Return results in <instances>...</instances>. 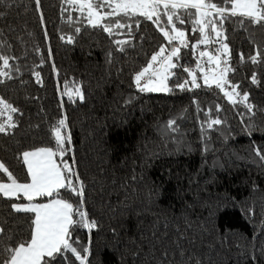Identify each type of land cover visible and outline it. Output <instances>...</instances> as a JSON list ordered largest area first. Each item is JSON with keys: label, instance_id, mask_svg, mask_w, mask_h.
Listing matches in <instances>:
<instances>
[{"label": "trees", "instance_id": "16d2710c", "mask_svg": "<svg viewBox=\"0 0 264 264\" xmlns=\"http://www.w3.org/2000/svg\"><path fill=\"white\" fill-rule=\"evenodd\" d=\"M213 2L230 9L231 0ZM180 14L185 24L177 27L190 47H181L172 91L141 92L135 75L161 46L171 48L152 21L113 17L132 27L109 36L65 0H41L39 11L35 0H0V55L11 66L10 78L0 77V98L18 109L16 127L0 133V162L29 181L22 153L54 148L52 130L66 118L64 161L83 182L82 207L97 224L72 231L74 246L90 249L89 264H264V161L254 151H264V55L250 60L264 53V27L238 17L221 25L234 69L228 79L248 95L249 112L239 98L233 105L215 85H204L199 71L201 87L176 86L191 81L180 65L214 67L200 62L193 46L201 35L191 31L192 17ZM117 39L127 43L117 46ZM65 85L79 86L84 99L69 100ZM212 119L222 123L209 128ZM170 120L176 131L166 129ZM0 182H7L2 173ZM61 192L74 205L80 200ZM13 202L28 203L0 198V245L30 239V219L15 213ZM53 264L79 261L68 254Z\"/></svg>", "mask_w": 264, "mask_h": 264}, {"label": "snow or ice", "instance_id": "6c2138e0", "mask_svg": "<svg viewBox=\"0 0 264 264\" xmlns=\"http://www.w3.org/2000/svg\"><path fill=\"white\" fill-rule=\"evenodd\" d=\"M65 3L82 14L86 12L88 25L92 28L100 27L109 36L117 35L118 30L132 27L131 24L112 19L113 17L131 18L138 15L156 24L171 48L169 50L161 46L157 53L151 56V62L135 75V85L141 92L172 91L168 86V80L176 75L173 70L178 67L181 47H188L187 33L177 27V23L185 24V19L180 14L183 11L187 16L192 17L191 31L193 33L198 31L201 35L194 49L199 48L201 44L208 45L214 41L219 42L220 47L215 50L218 55L208 51L199 52L200 57H207V64L214 66L211 72L202 67L199 62L195 70L180 65L182 70L191 77V81L184 80L176 86L181 90H185L189 84L197 88L201 87L197 82V71H199L202 73L204 85L208 87L215 85L231 104L236 105L239 98V102L244 103L249 112L253 111V105L246 103L248 95H241L237 91L238 85L231 84L228 79V73L234 69L229 66L228 60L221 59L230 52L227 43L222 42L226 37L221 25L230 17H238L241 23L247 21L264 27V0H231L230 9L213 0H65ZM35 4L39 11L41 0H35ZM165 16L166 21L162 25L161 20ZM40 19L41 21L44 19L42 12H40ZM104 21L108 22L102 23ZM75 31L80 32V28L77 27ZM61 39L64 38L61 37ZM67 42L73 43V37H67ZM125 43L127 42L124 40H115L117 46ZM120 51H124V48L120 47ZM262 55L264 53L257 51L250 57L251 62L257 63ZM241 59H243L242 55ZM0 61L3 63V68H0V77L10 78L8 71L11 67L10 58L0 55ZM222 64L223 67H221ZM36 77L37 82H41L39 73H36ZM253 82H256L255 78ZM229 88L231 91L228 90ZM64 94L69 100H73L74 96L80 100L84 99L79 86L73 90L71 86L65 85ZM17 111V108L0 98V117L5 112L8 113L7 123L0 122V133L16 127L12 113ZM221 123L219 119H212L208 127ZM175 124V120H170L166 129L176 131ZM67 127L66 118L60 119L54 126L52 130L55 140L54 148L41 147L22 153L21 158L27 166L30 181L20 182L13 172L0 162V173L4 174L7 180V182H0V198L10 201L26 200L28 203L13 202L10 207L15 213L26 214L25 218L30 219L31 229L30 239L18 241L11 246L7 243L0 245V253L4 254L0 264H53L58 257L66 260L68 254L79 261V264H89L90 249L87 247L78 249L74 246L72 231L77 227L91 231L97 227V224L83 210L85 188L83 182L79 180L74 167L64 161V156L68 152L65 145L71 142V134L62 131ZM253 130L255 126L250 125L249 133ZM254 151L256 156L264 161V151L261 149H254ZM73 178L78 183L74 182ZM61 190L79 197L80 200L74 205L69 199L64 198ZM40 197L48 198V202L37 203ZM27 214L31 216L28 217ZM5 231V228L0 226V236H3ZM8 239L11 240L12 237Z\"/></svg>", "mask_w": 264, "mask_h": 264}, {"label": "built area", "instance_id": "2783aa9c", "mask_svg": "<svg viewBox=\"0 0 264 264\" xmlns=\"http://www.w3.org/2000/svg\"><path fill=\"white\" fill-rule=\"evenodd\" d=\"M190 47V45H189V43H188V47H186V48H189ZM220 47V43H215V42H212V43H210V44H208V45H203V44H201L200 46H199V48H195L194 49V46H193V50L196 52V53H199L200 51H208V52H210V53H212V54H214V55H217L218 53H216V49L217 48H219ZM201 59H200V62L202 63V64H206V62H207V57H200ZM221 59L222 60H227V55L225 54V56H223V57H221ZM211 65V64H210ZM222 66H223V64H222ZM7 116H8V113L7 112H5L4 113V115L2 116L3 117V121H1V122H3V123H7ZM2 117H0L1 119H2Z\"/></svg>", "mask_w": 264, "mask_h": 264}, {"label": "rangeland", "instance_id": "374dc122", "mask_svg": "<svg viewBox=\"0 0 264 264\" xmlns=\"http://www.w3.org/2000/svg\"><path fill=\"white\" fill-rule=\"evenodd\" d=\"M218 55V54H217ZM222 67V66H221ZM211 67H209L208 69H207V71H212V69H210ZM169 86V85H168Z\"/></svg>", "mask_w": 264, "mask_h": 264}, {"label": "crops", "instance_id": "0c3cea01", "mask_svg": "<svg viewBox=\"0 0 264 264\" xmlns=\"http://www.w3.org/2000/svg\"><path fill=\"white\" fill-rule=\"evenodd\" d=\"M210 69H213L212 67L210 68ZM209 72H211V71H209ZM25 167H26V169H27V166L25 165ZM29 181H30V177H29ZM47 203V202H46Z\"/></svg>", "mask_w": 264, "mask_h": 264}]
</instances>
